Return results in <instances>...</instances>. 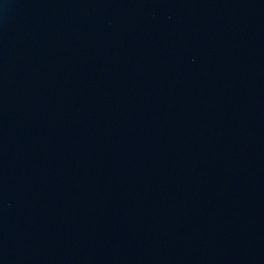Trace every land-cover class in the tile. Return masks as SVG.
Here are the masks:
<instances>
[{"label":"water","instance_id":"95a60500","mask_svg":"<svg viewBox=\"0 0 264 264\" xmlns=\"http://www.w3.org/2000/svg\"><path fill=\"white\" fill-rule=\"evenodd\" d=\"M0 264H264V0H0Z\"/></svg>","mask_w":264,"mask_h":264}]
</instances>
